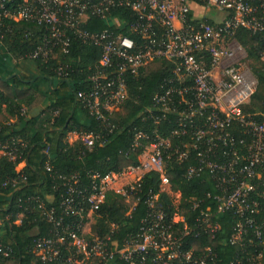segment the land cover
I'll use <instances>...</instances> for the list:
<instances>
[{
    "label": "built area",
    "instance_id": "obj_1",
    "mask_svg": "<svg viewBox=\"0 0 264 264\" xmlns=\"http://www.w3.org/2000/svg\"><path fill=\"white\" fill-rule=\"evenodd\" d=\"M119 9L131 12L132 22L125 24V17L114 16ZM91 19L105 22V28L86 31L84 26ZM21 23L39 28L38 45L29 55L32 61L47 63L70 54L75 41L100 49V59L87 64L86 87L77 100L103 123L127 103L128 76H140L153 63L172 64L153 106L141 114L144 123L152 121L148 130L153 131L135 129L132 150L139 153L134 164L120 173L93 175L89 188H83L76 177H60L64 213L79 216L81 222L65 225L54 209L49 211L41 203L39 209L48 223L60 229L55 239L36 241L33 252L41 262L215 264L212 246L196 254L190 242L207 236L215 240L221 230L220 217L226 213L236 219L230 244L245 246L254 228L261 247L259 258L264 257V223L253 218L262 212L260 199H264V121L243 114L258 81L242 65L247 54L236 38L240 29L264 34V0H0V48L13 33L12 24ZM70 67L59 65V79L68 77ZM166 121L171 127L162 128ZM170 129L167 136L161 132ZM106 130L113 134L116 127L108 124ZM80 139L89 150L109 143L102 133ZM20 144L17 140L0 145V156L16 163L22 158ZM26 166L25 161L18 163L19 177L1 186L18 191L27 182ZM176 169L182 170L184 182L209 181L213 187L189 200L198 212L192 224L182 214V191L172 189L169 173ZM47 171L52 172L49 165ZM153 173L159 180L145 195L148 214L136 236L118 243L115 232L105 237L92 233L94 215L108 193L127 202L135 198L131 214L142 200L145 179ZM1 255L10 258L12 250L0 244Z\"/></svg>",
    "mask_w": 264,
    "mask_h": 264
},
{
    "label": "trees",
    "instance_id": "obj_2",
    "mask_svg": "<svg viewBox=\"0 0 264 264\" xmlns=\"http://www.w3.org/2000/svg\"><path fill=\"white\" fill-rule=\"evenodd\" d=\"M114 15L125 17L122 20L125 24L132 22L131 12L127 10H115ZM12 25L13 33L6 38L4 44L6 52L0 48V145L13 144L17 140L23 145L18 146L22 158L16 163L0 156V244L12 250L10 258L0 256V264H58L57 261L43 263L33 252L37 240L55 239L56 232L60 230L48 223L39 209L41 203L49 211L54 209L57 219L62 218L65 225H78L81 222L79 216L68 217L64 213L62 196L65 189L60 177H76L83 188H89L93 175L105 177L120 173L124 167L134 164L139 153L132 150L137 131L135 129L146 127L147 133L153 131L148 130L152 121L144 123L141 114L153 106V97L160 92L163 82L172 72V64L153 63L144 68L140 76H128L127 103L119 112L107 115V122L103 123L91 117L77 100V94L86 87L87 64L100 59V49L75 41L70 54L59 55L56 60L47 63L33 61L37 67V76L28 78L12 69L11 59L32 61L29 55L38 45L39 28L26 23ZM84 28L89 32L102 31L105 22L91 19ZM236 38L246 51V61L253 64L246 67L258 81L254 96L243 106V114L263 122L264 34H252L240 29ZM60 64L71 66L67 70L68 77L63 80L59 79L56 72ZM4 106L6 116L3 113ZM7 114L14 117V122L8 120ZM168 120L173 121V118ZM169 121L164 122L162 128L171 127ZM108 124L116 127L113 134L106 130ZM171 131L173 130H161L165 136ZM70 133H77L81 137L90 133H102L107 136L109 143L103 148L89 150L82 140L70 145L67 141ZM173 142L176 144L178 140ZM47 150L49 154L45 153ZM22 161L27 164L23 171L27 182L16 192H12L11 188H3V183L19 177L15 169ZM48 165L52 172L47 171ZM169 176L172 189L183 193L182 214L192 224L198 212L192 209L189 200L213 191L212 184L201 180L184 182L181 169L171 171ZM158 180L159 175L156 173L147 176L143 183L142 200L131 214L129 210L135 204V198L127 202L120 196L108 193L100 211L94 215L92 233L105 237L115 232V240L120 243L136 236L142 220L148 214L145 195L150 188L157 187ZM163 200L168 205L167 194L163 195ZM260 204L262 212L253 218L263 224L264 199H260ZM219 221L221 230L215 240L207 236L190 242L196 254L208 245L212 246L217 255L215 264H264V257L259 258L261 247L255 238L254 228L249 230L245 246H233L230 244V237L236 219L231 213H226ZM112 225L116 229L113 230ZM112 264L126 263L116 260Z\"/></svg>",
    "mask_w": 264,
    "mask_h": 264
},
{
    "label": "crops",
    "instance_id": "obj_3",
    "mask_svg": "<svg viewBox=\"0 0 264 264\" xmlns=\"http://www.w3.org/2000/svg\"><path fill=\"white\" fill-rule=\"evenodd\" d=\"M192 8L195 9V11H197L198 13H200L199 10H198L199 8L196 5H192ZM212 13L213 12L209 13V16H212ZM114 16H116V15H114ZM1 49L5 50L4 48H1ZM5 52H6V50H5ZM29 63H31L34 66V72H33V68H30L29 66L27 68L26 65H28ZM11 64L13 66L12 69L15 70L16 73L17 72L18 73H21V74L25 75L28 78H35L37 76V72H38L37 71V67H36V65H35V63L33 61H29V60L28 61L27 60L15 61L14 59H11ZM5 112H6V110H5V106H4L3 107L4 116H6V113ZM7 118H8V120L10 122H14V120H15L14 117L9 116V114H7ZM80 138H81V136L79 134H77V133H70L68 135V137H67V141L69 142L70 145H73L78 140H81ZM118 243H120V242H118Z\"/></svg>",
    "mask_w": 264,
    "mask_h": 264
},
{
    "label": "rangeland",
    "instance_id": "obj_4",
    "mask_svg": "<svg viewBox=\"0 0 264 264\" xmlns=\"http://www.w3.org/2000/svg\"><path fill=\"white\" fill-rule=\"evenodd\" d=\"M250 64L253 65L252 62H247L245 58L242 60V65H243V66L245 65L244 67H246V66H249V67H250ZM26 66H27V68H28V66H29L30 68H33V72H34V66H33L31 63H29V64L26 65ZM33 74H34V73H33Z\"/></svg>",
    "mask_w": 264,
    "mask_h": 264
}]
</instances>
